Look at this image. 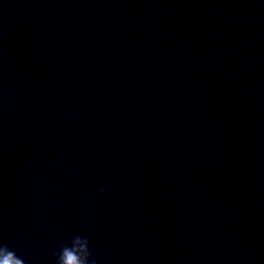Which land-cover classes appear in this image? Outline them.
<instances>
[{
	"label": "water",
	"instance_id": "1",
	"mask_svg": "<svg viewBox=\"0 0 264 264\" xmlns=\"http://www.w3.org/2000/svg\"><path fill=\"white\" fill-rule=\"evenodd\" d=\"M76 235L264 264V0H0V246Z\"/></svg>",
	"mask_w": 264,
	"mask_h": 264
},
{
	"label": "clouds",
	"instance_id": "2",
	"mask_svg": "<svg viewBox=\"0 0 264 264\" xmlns=\"http://www.w3.org/2000/svg\"><path fill=\"white\" fill-rule=\"evenodd\" d=\"M105 194V190L100 189V195ZM54 255L55 264H98L95 258H90L92 252L88 239L79 235L71 239L70 245L61 244L59 253ZM0 264H25V261L9 250L7 245H3L0 246Z\"/></svg>",
	"mask_w": 264,
	"mask_h": 264
}]
</instances>
